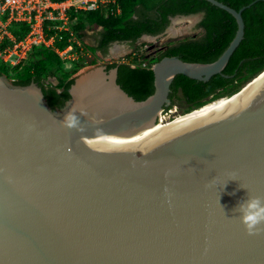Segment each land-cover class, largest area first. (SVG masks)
<instances>
[{"label": "water", "instance_id": "1", "mask_svg": "<svg viewBox=\"0 0 264 264\" xmlns=\"http://www.w3.org/2000/svg\"><path fill=\"white\" fill-rule=\"evenodd\" d=\"M204 1L235 20L231 42L211 63H153L143 101L117 85L116 68L77 75L54 110L36 83L0 75V264H264V224L249 235L233 214L248 195L264 200V83L245 102L135 148L98 144L154 126L175 76L207 82L225 68L253 3ZM70 110L83 131L62 126Z\"/></svg>", "mask_w": 264, "mask_h": 264}, {"label": "trees", "instance_id": "2", "mask_svg": "<svg viewBox=\"0 0 264 264\" xmlns=\"http://www.w3.org/2000/svg\"><path fill=\"white\" fill-rule=\"evenodd\" d=\"M217 1L235 10L253 3L241 13L244 22L243 39L222 72L212 76L209 81L201 82L183 75L175 76L170 85L169 108L179 101L188 107V113L224 96H231L264 70V0ZM117 7L120 10L118 14L115 13ZM196 14L202 16L195 27L199 29L198 34L194 38L170 42L166 45L167 50L156 57L154 63L166 56L178 57L189 63L214 62L234 37L236 23L230 14L204 0H116L115 5L100 6L95 11L69 12L74 38L81 40L83 33L80 31L90 28V50L102 57L107 55L108 48L113 43L132 45L142 36L162 35L170 23V18ZM10 30L17 38H21L27 32V27L23 23L13 24ZM62 36V40L56 42L59 49L70 43L68 41L71 37L68 33L64 32ZM130 64L113 63L107 66V70L116 68L117 85L135 101H143L154 90L151 66L138 65L132 68ZM22 65L20 67L25 68L17 73L13 84L26 86L34 82L41 88L52 110L62 108L70 98L68 90L73 83V78L66 81L64 78L72 70L61 73L56 85L44 83L48 75L61 72L59 57L44 48H34ZM20 67L10 69L8 65H0V75L7 69L16 71Z\"/></svg>", "mask_w": 264, "mask_h": 264}, {"label": "built area", "instance_id": "3", "mask_svg": "<svg viewBox=\"0 0 264 264\" xmlns=\"http://www.w3.org/2000/svg\"><path fill=\"white\" fill-rule=\"evenodd\" d=\"M115 4L116 0H0V63L10 69L18 67L34 48L48 49L60 59L67 58L72 52L71 44L59 49L56 42L62 40L64 32L73 36L69 12L95 11ZM119 12L117 7L115 13ZM21 23L27 32L17 38L10 28Z\"/></svg>", "mask_w": 264, "mask_h": 264}, {"label": "rangeland", "instance_id": "4", "mask_svg": "<svg viewBox=\"0 0 264 264\" xmlns=\"http://www.w3.org/2000/svg\"><path fill=\"white\" fill-rule=\"evenodd\" d=\"M75 21V19H74ZM191 19H179L173 24V30L168 33L160 36L155 41L150 40H138V42L128 45L123 43V45H114L113 48V56L109 55L103 58L100 54L95 53L90 50V46L92 44L91 32L90 28L82 30L80 32L83 33L82 39L78 40L76 38L71 37L68 42H70L72 46V52L67 56V58L60 59L61 62V72L57 74L48 75L44 80L46 84L56 85L58 83L59 76L61 73H65L66 71H70L69 76L64 78L66 81L68 78H75L77 75L82 72L92 69L94 67H105L107 70V66L113 63H125V64H134L135 67L140 65L141 67L152 66L154 63V59L161 55V51L166 48V45L170 42H174L182 39L183 34L180 35L176 32L181 29H185L189 27V22ZM184 36L193 38L195 33L186 34ZM117 46V47H116ZM133 59H136L133 61ZM24 64V63H23ZM3 66L2 64H0ZM78 65V66H76ZM5 66V65H4ZM23 66V65H22ZM20 67L16 71L6 70L1 74V76L5 77L8 81L13 83L15 79H17V73L24 69L25 67ZM77 67V68H76ZM228 97L224 96L223 98ZM169 108V107H168ZM187 106L182 102L176 101L169 109H165L163 113H161V118L164 122L172 121L176 116L182 115L183 113H187ZM193 110V109H192ZM190 112V111H189ZM159 120V118H158ZM157 120V121H158Z\"/></svg>", "mask_w": 264, "mask_h": 264}, {"label": "bare ground", "instance_id": "5", "mask_svg": "<svg viewBox=\"0 0 264 264\" xmlns=\"http://www.w3.org/2000/svg\"><path fill=\"white\" fill-rule=\"evenodd\" d=\"M264 83V71L258 76L254 77L250 82L240 89L239 92L218 100L209 102L198 109H194L188 113L176 116L170 122H164L159 115V120L154 126H150L142 133L128 138H99L98 144L100 147L110 151H121L125 149L135 148L138 144L142 145L159 136H162L175 129L214 115L231 107L237 106L251 98L259 87Z\"/></svg>", "mask_w": 264, "mask_h": 264}, {"label": "clouds", "instance_id": "6", "mask_svg": "<svg viewBox=\"0 0 264 264\" xmlns=\"http://www.w3.org/2000/svg\"><path fill=\"white\" fill-rule=\"evenodd\" d=\"M61 123L67 129L83 131L76 113L72 110L65 113ZM233 214H238L240 223L249 235L257 234L259 226L264 224V200L258 196L248 195L246 200L239 201L233 208Z\"/></svg>", "mask_w": 264, "mask_h": 264}, {"label": "flooded vegetation", "instance_id": "7", "mask_svg": "<svg viewBox=\"0 0 264 264\" xmlns=\"http://www.w3.org/2000/svg\"><path fill=\"white\" fill-rule=\"evenodd\" d=\"M201 15L200 14H196V15H190V16H176V17H173V18H170V23H169V25H168V27H170V26H172L173 25V23H175L177 20H179V19H191V21L188 23L189 24V27H187V28H185V29H181L180 31H178V32H176V33H178V34H180V35H182L183 34V37H182V39H184V38H187V36H184V35H186V34H191V33H195V36L198 34V32H199V29H196L195 27H196V25L198 24V22L201 20ZM168 27L166 28V30L168 29ZM165 30V31H166ZM164 31V32H165ZM166 34H168V33H166ZM194 36V37H195ZM193 37V38H194ZM181 40V39H180ZM142 41V40H141ZM178 41V40H177ZM138 42V41H137ZM175 42V41H174ZM114 45H118V46H120V45H123V43H113L112 45H110V47L108 48V51H107V55L105 56V57H103V58H105L106 59V57L107 56H109V55H111V56H113V48H115V46ZM117 47V46H116ZM167 49H164L163 51H161L162 53L163 52H165ZM161 53V54H162Z\"/></svg>", "mask_w": 264, "mask_h": 264}]
</instances>
